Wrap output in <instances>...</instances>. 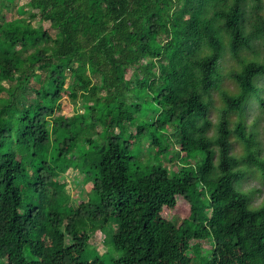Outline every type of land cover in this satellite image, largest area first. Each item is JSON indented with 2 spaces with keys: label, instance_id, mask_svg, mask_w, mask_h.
<instances>
[{
  "label": "trees",
  "instance_id": "trees-1",
  "mask_svg": "<svg viewBox=\"0 0 264 264\" xmlns=\"http://www.w3.org/2000/svg\"><path fill=\"white\" fill-rule=\"evenodd\" d=\"M19 1L0 0V263L264 264V203L239 189L241 164L264 172L246 113L264 107V0ZM227 49L239 91L210 136ZM64 96L84 112L63 115ZM146 138L162 163L133 156ZM72 168L92 185L77 205L59 181Z\"/></svg>",
  "mask_w": 264,
  "mask_h": 264
},
{
  "label": "rangeland",
  "instance_id": "rangeland-1",
  "mask_svg": "<svg viewBox=\"0 0 264 264\" xmlns=\"http://www.w3.org/2000/svg\"><path fill=\"white\" fill-rule=\"evenodd\" d=\"M27 0H20L19 5H22L26 3ZM17 16V14L15 15ZM7 17L10 19L11 13L7 14ZM34 24H38V19L34 21ZM45 27H49L48 24H45ZM51 33L55 35L56 31L51 30ZM256 43L254 44V48L256 47ZM246 56L249 58L252 56V53L250 50H244L243 52ZM263 61V60H262ZM241 66L236 62V60L231 56L230 51L227 49V52L225 53L224 58L222 59L220 63V82H219V88H215L211 93V98L213 102V108L209 115V120L212 122V128L209 130V135L213 136L216 133V124L219 122L220 119V109L225 105L223 102V91H228L231 94H235L239 91L237 83L230 77L231 72L240 70ZM130 76V74H129ZM128 76V77H129ZM257 87L259 89V96L264 99V76H260L257 80ZM82 101H78L77 105H74V103L71 102V100L64 96V98L61 101L62 105V114L67 117H72L76 113H83L84 108L82 107ZM150 111H147L146 113H149ZM247 113V123L250 126L257 118H259L257 127H256V139L258 142V145L260 147V157L261 159H264V107H261L260 103L258 102L257 98L253 96L250 100V103L246 109ZM147 116L145 115L144 119H146ZM232 123L235 124L238 120L237 114H233L232 117ZM98 129H101L98 128ZM250 129V128H249ZM118 132H114L112 134H117ZM233 143V154L240 158L242 157L245 152L246 148L242 141H240L237 137L232 138ZM145 142V143H144ZM143 143H139L137 145L133 146V156L136 157V159L142 163H154L159 164V162L162 163L159 160H153L152 158V150L148 148L149 141L148 138L144 140ZM147 145V146H146ZM204 156L200 155L199 159H203ZM198 159V160H199ZM180 159L178 158L176 152L174 150L170 151L166 156L163 157V163L164 166H166L170 171H176L179 169V162ZM216 161V160H215ZM240 168H247L246 174L244 179L240 182L239 189L242 190L244 193H247V198H250L251 201V208H259L264 203V172L260 168L256 167H248L246 164H241ZM60 183H65V191L69 195V198L71 200V203L77 205V203H80L82 201L87 200L88 197H90V189L92 187L91 184L85 185L83 181V174L78 169H69L66 173H64L60 179ZM238 183V182H237ZM179 208L175 210H165V216H175L177 213H180V210L182 208H185L186 205L183 201H179L178 203ZM185 210V209H184ZM185 215V214H184ZM110 243L109 249L111 247V240L108 239L106 232H102L100 230H97L90 239V245L94 248H96L99 253L102 255L106 251H109L108 249V243ZM202 248L204 250L211 248V243L209 241L201 242ZM108 249V250H107ZM115 256V255H113ZM105 260L109 261L110 257L109 255L105 256Z\"/></svg>",
  "mask_w": 264,
  "mask_h": 264
},
{
  "label": "clouds",
  "instance_id": "clouds-1",
  "mask_svg": "<svg viewBox=\"0 0 264 264\" xmlns=\"http://www.w3.org/2000/svg\"><path fill=\"white\" fill-rule=\"evenodd\" d=\"M1 264V263H0Z\"/></svg>",
  "mask_w": 264,
  "mask_h": 264
}]
</instances>
